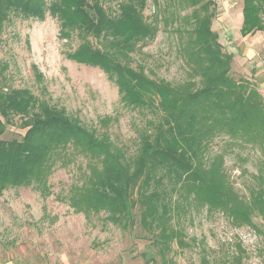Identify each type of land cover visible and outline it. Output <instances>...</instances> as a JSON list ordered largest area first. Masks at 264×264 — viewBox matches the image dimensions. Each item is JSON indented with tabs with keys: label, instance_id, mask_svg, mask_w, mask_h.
<instances>
[{
	"label": "trees",
	"instance_id": "1",
	"mask_svg": "<svg viewBox=\"0 0 264 264\" xmlns=\"http://www.w3.org/2000/svg\"><path fill=\"white\" fill-rule=\"evenodd\" d=\"M148 1L0 0V46L12 16L44 19L49 12L61 38L79 39L68 58L100 67L126 106L154 115L131 150L30 88L5 86L9 66L0 56V195L32 186L47 197L55 166L76 162L80 175L61 199L88 218L102 214L130 237L138 227L137 237L149 240V250L138 253L146 262L177 264V253L196 249L200 264H244L249 252L241 240L214 255L188 224L219 212L264 242V93L254 76L234 73V54L212 27L214 0H152L150 19ZM242 12V35L264 30V0H243ZM162 25L175 35L185 69L178 82L150 76L134 56ZM16 117L24 132L11 137ZM228 155L242 162L255 155L256 172L236 164L233 176Z\"/></svg>",
	"mask_w": 264,
	"mask_h": 264
},
{
	"label": "rangeland",
	"instance_id": "2",
	"mask_svg": "<svg viewBox=\"0 0 264 264\" xmlns=\"http://www.w3.org/2000/svg\"><path fill=\"white\" fill-rule=\"evenodd\" d=\"M214 1L217 16L212 27L229 52L227 37L230 35L235 40L240 32L243 0ZM223 8L228 9L235 24L231 21L220 24L218 13ZM154 11V3L149 0L145 15L150 19ZM78 44L76 36L61 38L59 20L49 12L44 19L14 15L2 34L0 56L9 66L2 82L8 87L30 88L52 104L65 108L87 126L106 130L118 143L134 149L138 129L143 127L147 117L154 115L126 106L117 84L100 67L68 58L67 53ZM134 56L152 77L173 82L185 77L175 35L163 25L156 38L145 41ZM244 62L246 68L253 67L251 60ZM35 65L43 75L42 80L37 79ZM244 66L234 58L237 76L250 75ZM103 119H107V123ZM20 124L21 119L16 117L8 135L20 137L24 132ZM220 144V141L214 143L213 148L218 149ZM256 162L255 155L247 162L233 155L226 157V166L235 177L240 174L236 164H244L251 172H256ZM79 171L76 162L56 165L49 178L52 193L47 197L32 186L11 187L0 195V264H153L138 254L149 250V240L137 237L138 227L132 231V238L113 223H106L102 214L88 218L61 199L78 179ZM188 225V233L205 237L206 246L214 250V255L241 240L249 252L244 264H264V253L259 252L263 239L251 226L235 227L219 212L201 214ZM199 256L196 249H186L175 258L177 264H200Z\"/></svg>",
	"mask_w": 264,
	"mask_h": 264
},
{
	"label": "crops",
	"instance_id": "3",
	"mask_svg": "<svg viewBox=\"0 0 264 264\" xmlns=\"http://www.w3.org/2000/svg\"><path fill=\"white\" fill-rule=\"evenodd\" d=\"M236 13V12H235ZM241 21H239V30L235 36V40L230 37L228 38V48L229 52L235 54L236 61L243 62V66L245 65L244 61L251 60V63L254 62L253 67L250 69L244 68L247 70L250 75L254 76L259 88L264 93V30H262V35L256 36V34L260 31H257L252 34H248L246 36L242 35L241 33V26L243 22V12L240 13ZM239 16L237 12L236 17ZM218 21L220 24H225L228 21H233L231 14L227 8H223L218 13ZM234 23V22H232ZM235 24V23H234ZM232 26V25H231ZM229 28V33L231 34L230 30L232 27ZM227 34V33H226ZM253 39V40H252ZM251 40V41H250Z\"/></svg>",
	"mask_w": 264,
	"mask_h": 264
}]
</instances>
